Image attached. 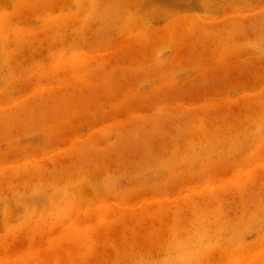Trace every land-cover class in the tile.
Returning <instances> with one entry per match:
<instances>
[{
	"label": "rangeland",
	"instance_id": "1",
	"mask_svg": "<svg viewBox=\"0 0 264 264\" xmlns=\"http://www.w3.org/2000/svg\"><path fill=\"white\" fill-rule=\"evenodd\" d=\"M0 264H264V0H0Z\"/></svg>",
	"mask_w": 264,
	"mask_h": 264
}]
</instances>
